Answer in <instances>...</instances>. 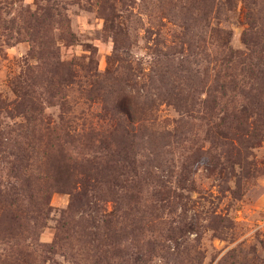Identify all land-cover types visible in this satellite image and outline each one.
Wrapping results in <instances>:
<instances>
[{"label": "rangeland", "instance_id": "1", "mask_svg": "<svg viewBox=\"0 0 264 264\" xmlns=\"http://www.w3.org/2000/svg\"><path fill=\"white\" fill-rule=\"evenodd\" d=\"M0 264H264V0H0Z\"/></svg>", "mask_w": 264, "mask_h": 264}, {"label": "trees", "instance_id": "2", "mask_svg": "<svg viewBox=\"0 0 264 264\" xmlns=\"http://www.w3.org/2000/svg\"><path fill=\"white\" fill-rule=\"evenodd\" d=\"M127 114H128V115H127V118H128L129 120L134 119L133 114H130V112L127 113ZM123 130H126V129L123 128ZM106 170H108V169H106ZM94 241H95V239H94ZM136 260H143V258L141 259V257H138V256H137Z\"/></svg>", "mask_w": 264, "mask_h": 264}]
</instances>
